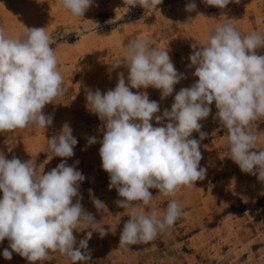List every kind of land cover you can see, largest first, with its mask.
Instances as JSON below:
<instances>
[{
  "label": "clouds",
  "instance_id": "1",
  "mask_svg": "<svg viewBox=\"0 0 264 264\" xmlns=\"http://www.w3.org/2000/svg\"><path fill=\"white\" fill-rule=\"evenodd\" d=\"M123 2L130 8L154 9L163 0ZM204 2L224 9L233 0ZM60 3L71 16L83 18L94 0ZM196 7L190 2L185 11ZM54 43L44 27L27 28L16 38L0 28V133L28 127L46 131L52 125L53 116L44 114L43 109L67 91ZM191 48L188 67L195 68L193 75L198 79L176 92L171 109L162 115H157L159 103L150 100L146 92L130 89L152 87L160 90L164 99L185 76L175 68L168 50L152 46L148 38L128 42L121 58L111 64L112 70L122 65L127 68V83L121 72L114 89L86 91V108L102 121L99 155L102 169L109 174L108 188L116 189L122 199L115 203L130 213L120 234L121 248L153 240L182 215V205L176 199H170L163 212L149 208L154 197L150 189L174 197L182 187H192L205 178L200 141L206 133L201 131L200 121L209 117L213 103L217 109L214 119L226 130L228 157L243 173L264 183V135L251 127L253 121L264 118V55L256 54L264 48V34L253 31L242 35L225 22L198 50L196 43ZM153 119L162 126L154 127ZM164 120L168 122L163 124ZM193 132L199 133V139L192 137ZM77 143L65 122L60 132L48 139V160L73 157ZM95 143L96 137L88 138V145ZM84 180L82 172L69 166L66 159L45 174L32 159H7L0 153V242L9 241L4 259L11 260L15 252L29 264H42L50 259V253L58 252L71 264H86L93 232L101 237L107 232L81 204L79 187ZM89 194L95 208L102 210L104 203L91 189ZM116 217L119 223V213ZM74 230H87L78 247Z\"/></svg>",
  "mask_w": 264,
  "mask_h": 264
},
{
  "label": "rangeland",
  "instance_id": "2",
  "mask_svg": "<svg viewBox=\"0 0 264 264\" xmlns=\"http://www.w3.org/2000/svg\"><path fill=\"white\" fill-rule=\"evenodd\" d=\"M190 2L197 5L195 11H185ZM225 22L242 35L253 31L264 34V0H233L224 9L209 6L204 0H163L154 9L130 8L123 0H94L83 18L71 16L60 0H0V28L8 37H20L27 28L44 27L54 38L58 70L67 87L63 96L43 109L44 114L53 116L46 131L28 127L0 133V153L7 159H32L45 174L65 159L82 172L85 180L79 187L81 204L107 232L103 237L93 232L86 264H264V183L255 175L243 173L228 157L226 130L214 119V103L209 117L200 121L201 131L206 133L200 141V166L207 169L205 178L192 187H182L174 197H163L157 189H150L154 197L149 208L163 212L168 201L176 199L182 205V215L153 240L123 248L119 247V239L130 213L115 203L122 199L116 189L108 188L109 174L102 169L99 155L102 121L86 108L87 90L104 93L114 89L121 72L127 83V68L122 65L112 70L111 64L121 58L128 42L148 38L152 46L168 50L175 68L185 76L164 99L160 90L152 87L130 89L146 92L150 100L159 103L157 115H162L165 109H171L176 92L198 79L193 75L195 68L188 67V57L194 51L191 45L196 43L198 50ZM256 54L264 55V48L257 49ZM65 122L78 140L74 156L48 160V139L58 134ZM151 123L162 126L155 119ZM251 127L264 135V118L253 121ZM89 137H96L97 143L88 145ZM192 137L199 139V133L193 132ZM89 189L104 203L102 210L95 208ZM86 231L74 230L76 247ZM8 246L7 239L0 242V264H29L15 252L11 260L4 259L3 251ZM42 264L71 262L52 252Z\"/></svg>",
  "mask_w": 264,
  "mask_h": 264
}]
</instances>
